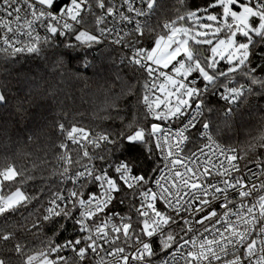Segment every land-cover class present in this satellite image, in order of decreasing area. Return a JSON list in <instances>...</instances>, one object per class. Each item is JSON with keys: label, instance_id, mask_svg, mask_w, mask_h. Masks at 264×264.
<instances>
[{"label": "snow or ice", "instance_id": "1", "mask_svg": "<svg viewBox=\"0 0 264 264\" xmlns=\"http://www.w3.org/2000/svg\"><path fill=\"white\" fill-rule=\"evenodd\" d=\"M0 264H264V0H0Z\"/></svg>", "mask_w": 264, "mask_h": 264}, {"label": "trees", "instance_id": "2", "mask_svg": "<svg viewBox=\"0 0 264 264\" xmlns=\"http://www.w3.org/2000/svg\"><path fill=\"white\" fill-rule=\"evenodd\" d=\"M170 2H171V0H167V3H170ZM73 66H74V67H76V65H75V64H74ZM246 131H247V130H246Z\"/></svg>", "mask_w": 264, "mask_h": 264}]
</instances>
